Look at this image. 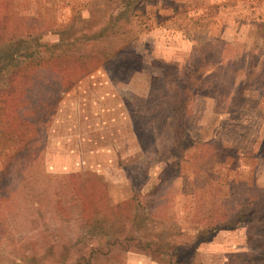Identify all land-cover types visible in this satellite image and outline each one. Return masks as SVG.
Returning a JSON list of instances; mask_svg holds the SVG:
<instances>
[{"label": "rangeland", "instance_id": "rangeland-1", "mask_svg": "<svg viewBox=\"0 0 264 264\" xmlns=\"http://www.w3.org/2000/svg\"><path fill=\"white\" fill-rule=\"evenodd\" d=\"M104 2L0 0V42H40L15 50L31 56L13 61L7 93L0 72L1 99L27 96L31 117L18 145L1 149L11 135L0 134V264H264V0H137L124 33L98 42L101 63L39 103L50 87L29 80L50 68L39 56L50 62L58 30L97 31ZM192 71L181 138L176 102ZM134 191L150 200L138 241L92 240V221L118 202L127 213ZM240 205L254 206L250 225H223Z\"/></svg>", "mask_w": 264, "mask_h": 264}, {"label": "trees", "instance_id": "trees-1", "mask_svg": "<svg viewBox=\"0 0 264 264\" xmlns=\"http://www.w3.org/2000/svg\"><path fill=\"white\" fill-rule=\"evenodd\" d=\"M112 1L113 3L108 5H105L104 2L102 5L103 11L109 10L108 12H103L101 14V19L103 21V24L99 27L97 31L89 32V31H83L81 35L78 37L77 34L75 35V32L70 31L68 28H63L61 30H58V40L55 42H50L48 49L51 50L50 53H48V58L50 59V62L48 59L45 58L44 55L39 56L40 62H45L50 64V68L46 69V72L49 74L48 79H43L42 74L40 75L35 73L33 75V78L29 76L30 81L36 82L37 80H40L42 78V81L47 83V85H50L49 89L47 90V93H44L41 95V101L39 103H47L54 99L55 97H59L60 93H62L63 90H66L67 88H70L72 85L75 84L82 76L86 75L91 69H94L98 64L101 63L99 61V57L104 58L106 56L104 54V48L98 46V42L101 39H104L105 37H115L123 34L125 31L123 25H129V19L130 16L134 13V10H137V0H107ZM102 2V0H101ZM107 18V20H105ZM89 22L85 23L81 20L83 23V28H92L95 22H92L91 20H88ZM72 26V25H71ZM122 26V29H121ZM80 30V29H79ZM123 30V31H122ZM81 31V30H80ZM79 31V32H80ZM65 36H61V34H64ZM78 32V33H79ZM40 34V33H37ZM30 34L22 35L21 37H17L16 40H9V41H1L0 42V54L3 55V58L0 57V72L3 71V74L7 77L5 80L6 83H3L4 88L7 91H3L4 93H7L8 91H11L14 88V78L11 76L20 70L14 71L13 61H16L15 63H23L20 61V56L24 57H30L31 54L26 52L29 50L28 45L37 46L40 44L37 36H29ZM33 42V44H31ZM22 43H28L27 50L25 47V51L22 49L19 56H14V52L17 49L18 46ZM97 43V44H96ZM14 49V50H13ZM57 51V52H55ZM119 50H117L116 54L113 53L110 56V60L113 61L114 65L116 66L117 61H119L120 56L117 55ZM23 53V55H21ZM14 58V59H13ZM34 60V59H33ZM10 61V62H9ZM20 61V62H19ZM11 63V64H10ZM26 64H21L22 71L26 73L27 69L23 68V66ZM20 68V69H21ZM2 74V73H1ZM3 76V75H2ZM16 79V78H15ZM186 85L183 84L181 96H179V99H177L178 106L177 111H175V121H174V129L177 135L179 137H183L182 133V126L183 122L185 121V118L188 116V110H187V96L189 98L188 93L194 91V86H196L199 78L197 79L195 71H192L190 73L185 74V77H183ZM188 85V86H187ZM16 87V85H15ZM1 92V91H0ZM10 94V93H9ZM186 94V96H184ZM192 94V93H191ZM12 95V94H11ZM3 96V93H0V121L8 122V124H5V129L0 130V134L4 133L5 131L6 136L11 135L10 139L6 138V142L4 143V139L1 143V149L4 148L7 144V142H11L10 147L18 145L20 143V140H18V136H21L26 130L25 128L28 127L29 121L31 117L25 116L26 113H28L27 110H22L20 104L26 102L27 96H22V98H18L17 101H11L8 98L1 99ZM191 96V95H190ZM11 99V98H10ZM57 99V98H56ZM6 102H14L19 105L20 109L18 110L15 106H11V110L8 112L6 109ZM1 111L3 112V116L1 114ZM12 114V115H10ZM23 128V129H22ZM7 143V144H6ZM262 192L264 193V189H262ZM257 199L254 200L257 201L258 198H260V195L256 197ZM126 202V203H125ZM124 203L126 206H128L129 211L127 213L122 212L119 213L118 210H121L120 207H122V202L115 203L111 206L110 210H108L112 214V219L107 218L106 214L105 218H101V221L98 223L97 220H93L92 222L94 224H97L98 226H94V224H90L91 230L93 229L96 235H93L91 238L92 240H103V243L107 244H113V245H127L131 240L138 241V238L135 236V229L137 226H139V223L141 221V218L143 215H146L149 210V203L150 200L146 199H139V195L136 191L133 192V195L131 198L127 199ZM125 207V206H123ZM254 208L253 205L238 206L237 210L234 212V214L229 218L226 223L224 224H231L233 225L234 222H237L238 220H242L243 223L245 222V226L250 225L251 220L248 216V212ZM257 206L255 207V209ZM252 212V211H251ZM118 213L116 217L114 215ZM253 213V212H252ZM104 217V214L102 215ZM114 217V218H113ZM114 223H117V226H114ZM221 224L213 223L212 225H207L203 227L200 230L208 229V228H215L220 226ZM248 229V234H249ZM255 233V232H254ZM81 242V244L86 243L87 240L85 236L78 239V243ZM141 242V241H140ZM149 244V242H148ZM152 244V243H151ZM112 245V246H113ZM146 245V243H144ZM101 246H98L97 248H100ZM92 248V247H91ZM96 249V248H95ZM94 249V250H95ZM103 254H108L107 252ZM177 259V258H176ZM249 264H254L252 259L248 260Z\"/></svg>", "mask_w": 264, "mask_h": 264}]
</instances>
